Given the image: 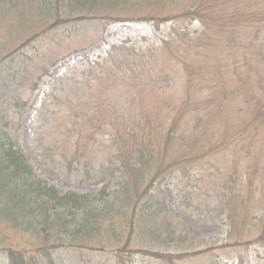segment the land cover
<instances>
[{"label": "trees", "instance_id": "16d2710c", "mask_svg": "<svg viewBox=\"0 0 264 264\" xmlns=\"http://www.w3.org/2000/svg\"><path fill=\"white\" fill-rule=\"evenodd\" d=\"M235 1L238 17L229 25L210 0H66L75 11L71 15L99 22L159 25L169 19L173 24L156 44L115 43L88 65L74 58L53 77L50 69L58 61L49 59L42 45L33 53L15 49L1 57L0 72L5 66L9 79L0 82V219L9 231L48 238L51 233L59 237L72 232L70 237L77 238L68 249L79 251H90L83 247L88 240L92 250L108 253L107 239L123 242L134 234L161 244L173 241L186 253L200 246L208 249V240L197 239L189 224L168 209L163 189L151 190L155 180L160 178L162 183L170 175L188 180V200H198L209 211L227 210L235 227L238 221L253 220L254 213L263 220L264 165H249L246 171L239 166L219 167L220 186L197 190L193 170L200 171L206 157L190 154L197 150L195 135L206 134L229 109L237 91L251 94L246 99L251 115L248 125L264 126V83L260 93L250 74L224 70L232 56L229 32L247 30V23H253L255 31L264 28V0ZM21 4L29 5L0 0V16ZM45 6L52 7L51 0ZM55 17L61 21L59 13ZM188 57L196 58L213 79L205 80L200 68L182 67L181 59ZM238 73L239 79L234 76ZM46 76L50 90L34 109L42 149L49 155L58 153L64 167L80 172L86 180H103L98 191L60 193L35 175L21 148L22 118L30 100L27 91L38 89ZM229 83L237 91H227ZM217 198L218 206L210 207ZM139 221L145 230H138ZM164 227L166 232L160 233ZM259 241L264 242V236ZM12 244L0 246V264H57L44 242L35 239L26 247ZM61 247L65 245L55 250Z\"/></svg>", "mask_w": 264, "mask_h": 264}, {"label": "rangeland", "instance_id": "374dc122", "mask_svg": "<svg viewBox=\"0 0 264 264\" xmlns=\"http://www.w3.org/2000/svg\"><path fill=\"white\" fill-rule=\"evenodd\" d=\"M21 1L29 5L21 4L16 7L18 10L11 8L0 16V61L3 55L8 52L6 55H9L10 51L15 49H19L18 53H33L42 45L47 57L59 62L51 69L49 67V76L52 77L65 70L71 59L77 58L79 64L84 62L83 66L88 65L115 43L128 41L127 44L134 47L156 44L163 38L164 31L173 24L169 19L161 21L159 25L153 21L109 23L105 19L99 22L91 17L71 15L75 11L72 12V8L66 5V0H51L52 7L45 6V2L50 0ZM210 1L229 25L237 21L238 4L235 0ZM80 8L83 7H77ZM241 10L239 6V12ZM21 13L24 14L21 16ZM55 13L62 16L61 21L55 20ZM97 23L101 25L95 26ZM246 25L247 30L229 32L232 33V41H229L232 56L224 70L239 71L243 76L250 74L259 84L262 93L260 83H264V28L255 31L253 23ZM39 57L45 60V54L39 52ZM181 61L182 67L202 69L205 80L213 79V74L204 66H200L196 58H182ZM200 61L204 62L205 59L201 57ZM5 68L2 66L0 82L9 79V72H6ZM240 74L234 76L239 79ZM44 80L35 91H31L30 88L27 91L30 103L23 115L21 148L33 166L35 175L57 187L60 193L98 191L103 185V180L96 182L86 180L80 172L76 173L64 167L58 153L49 155L42 149L39 121L34 109L50 90L47 83L49 78L46 77ZM234 84L245 90L243 84L242 86L235 82ZM231 85L232 83H229L226 88L229 92L234 90ZM240 92L237 91L229 109L224 110L217 121L209 126L206 134L195 135L197 150L191 151L190 154H203L206 157L201 160L200 171L193 170L196 174L197 190H213L220 186L223 174L219 167L231 170L239 166L246 171L249 165L258 168L264 165V126L260 124L253 129L248 125L251 115L246 99L251 94ZM223 143L224 145H221ZM257 160H261V163ZM160 180L158 178L154 181L150 186L151 190L156 191L160 187L163 189L168 209L189 224L190 230L195 233L192 234L197 239H207L208 249L200 246L194 248L192 253H186L176 247L177 244L173 241L161 244L150 236L142 238L141 235L134 234L129 239H122L123 242L107 239L106 248L111 250L108 253L92 250L93 247H90L88 240H85L83 247L87 246L90 251H79L68 249L73 244L72 240L77 238L73 235L70 237L72 232L59 237L54 233H51L49 238L45 234L38 237L15 229L9 231V225L4 224L2 219L0 244L3 245L0 246L6 247L10 242L14 243L12 245L15 247L16 245L26 247L37 239L44 242L45 246H50L49 249L53 252L49 254L57 260V264H264V242L259 241L264 236L263 217V220H260L254 213L252 215L254 218L251 217L253 220L238 221L239 227H235V221L232 222L228 218L227 210L217 207L218 198L217 201L212 200L210 203V207L217 208L209 211L205 204L200 202L198 205V200L186 198L189 189L186 178L178 179V176L170 175L162 183H158ZM143 227L142 221H139L138 230H145ZM165 229L166 227L158 231L165 233ZM63 244L65 248L55 250ZM118 249L121 250L120 255L112 251L116 250L119 253ZM159 254H166L172 258L164 259Z\"/></svg>", "mask_w": 264, "mask_h": 264}]
</instances>
